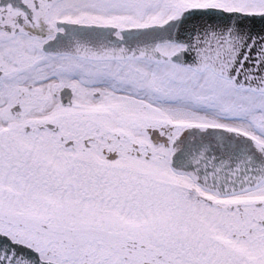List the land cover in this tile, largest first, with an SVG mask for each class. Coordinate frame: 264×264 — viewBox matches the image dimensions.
Instances as JSON below:
<instances>
[{"label":"snow or ice","instance_id":"1","mask_svg":"<svg viewBox=\"0 0 264 264\" xmlns=\"http://www.w3.org/2000/svg\"><path fill=\"white\" fill-rule=\"evenodd\" d=\"M0 264H264V0H0Z\"/></svg>","mask_w":264,"mask_h":264}]
</instances>
